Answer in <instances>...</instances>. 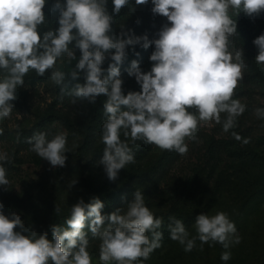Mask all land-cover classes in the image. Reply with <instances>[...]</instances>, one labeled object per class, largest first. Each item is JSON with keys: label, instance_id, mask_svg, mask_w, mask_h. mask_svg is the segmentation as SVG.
Here are the masks:
<instances>
[{"label": "clouds", "instance_id": "obj_1", "mask_svg": "<svg viewBox=\"0 0 264 264\" xmlns=\"http://www.w3.org/2000/svg\"><path fill=\"white\" fill-rule=\"evenodd\" d=\"M47 2L0 0V120L11 117L17 88L24 86L30 70L41 77L51 70L50 79L59 86L60 99L68 96L73 105L80 101L94 105L98 97H106L100 135L104 149L99 163L109 181L115 182L122 169L135 163L129 137L133 143L142 141L183 156L189 151L186 139L198 142L201 123L206 127L213 122L222 124V130L229 132L246 111V105L234 98L247 64L244 50L237 49L235 55L229 50V37L238 28L232 17L241 12L249 17L259 15L264 12V0H151L152 13L169 22L151 41L146 33L136 36L124 26L118 35L111 34L113 15L107 10L108 0H55L51 11L59 13V27L41 32ZM147 3L136 0L137 5ZM112 4L118 15L129 0H112ZM153 44L149 72H144L137 60L126 69L141 91L125 94L121 65L128 57V47L139 56L136 46L146 50ZM253 44L258 49L256 63L264 64V34ZM62 57L69 65L76 62L71 71L56 67ZM106 61H111L107 75ZM69 76L84 82L69 89L65 82ZM221 114H225L223 120ZM254 114L264 120V108H256ZM48 135L37 132L28 138L30 151L53 167H64L69 152L67 133L58 132L51 139ZM232 136L242 139L236 132ZM0 161H8L6 153L0 155ZM9 183L7 170L0 163V186ZM104 207L98 197L89 203L79 199L70 207L65 226H50L49 239L47 231L38 234L31 225L25 227L19 214L5 215L0 203V264H93L89 232L101 241L99 264H137L161 247L163 233L158 230L163 220L146 206L141 191L136 190L126 207L111 214L104 215ZM54 212L59 216L63 209L56 204ZM169 220L170 239L179 242L185 252H191L197 240L201 250L209 242L224 249L240 243L236 225L224 211L197 215L196 235L191 238L182 220ZM230 257L229 251L221 254L223 261Z\"/></svg>", "mask_w": 264, "mask_h": 264}, {"label": "rangeland", "instance_id": "obj_2", "mask_svg": "<svg viewBox=\"0 0 264 264\" xmlns=\"http://www.w3.org/2000/svg\"><path fill=\"white\" fill-rule=\"evenodd\" d=\"M150 2L135 4L123 18L114 21L111 34L118 35L124 26L136 36L146 33L150 41L158 38L157 33L169 23L166 17L154 15L151 21L150 17L142 16L136 20ZM58 17V12L46 16L40 31L57 29ZM232 18L236 20L237 16ZM145 22L150 23L146 25ZM229 41L233 55L237 49L244 50L247 64L234 96L246 105L244 114L237 118L236 127L224 132L222 124L213 122L206 127L201 123L198 142L186 139L189 151L183 156L142 141L133 143L129 137L135 163L122 169L115 182L109 181L104 166L99 163L104 149L100 135L106 119L103 110L106 97H98L94 105L87 101L73 105L68 96L60 99V88L50 79L51 70L43 77L30 70L24 78V86L17 88L11 117L0 120V132L8 131L14 137L13 142L0 138V155L6 153L8 156L7 162L0 163L6 168L10 181L8 185L0 186L4 214L10 218L13 213L19 214L25 227L31 225L38 234L50 224L47 232L51 239L50 226H65L70 207L79 199L88 198L86 182L92 186L91 198L98 197L104 203V215L126 207L139 190L145 197L146 206L157 218H162L163 224L158 231L165 235L161 247L137 264H264V120L254 114L256 108H264V64L256 63L257 47L243 43L237 33L230 36ZM154 49V44L146 50L136 46L137 56L129 46L127 52L132 54V61L139 62L144 72H149ZM76 55L79 59L78 50ZM75 63L69 65L66 57H62L56 67L69 72ZM130 66L121 70L125 94L141 91L135 78L127 74L126 69ZM81 80L73 81L69 76L65 82L71 89ZM190 111L195 112V109ZM224 115L221 114L222 120ZM31 132H47L49 139L58 132H66L69 149L66 165L53 167L31 152L26 138ZM232 132L242 139L237 141ZM121 139H125L123 132ZM245 139L249 140L247 144L243 142ZM56 204L63 209L59 216L54 212ZM217 211L228 213L235 223L239 244L224 249L219 243L212 245L209 242L201 250L197 240L196 247L185 252L179 242L170 239L169 217L182 220L191 238L196 235V216L201 213L214 215ZM88 239L93 264H99L101 241L93 238L90 232ZM224 251L231 253L228 261L221 260Z\"/></svg>", "mask_w": 264, "mask_h": 264}, {"label": "trees", "instance_id": "obj_3", "mask_svg": "<svg viewBox=\"0 0 264 264\" xmlns=\"http://www.w3.org/2000/svg\"><path fill=\"white\" fill-rule=\"evenodd\" d=\"M54 2L55 1H48L47 2L46 7L44 9L46 16H49L50 14L53 13V11H51V9H52V5ZM62 3H66V1L62 2ZM135 4H136V0H129V4L126 7L122 8L121 12L118 15H116L113 11L112 0H110L107 3V10H108L110 15H113V22H114V21H117V20H120L121 18H123L124 15L127 12H129ZM152 7H153V4L150 2L148 4V6L144 9V11L142 12L141 16L136 17V20H139L142 16H145V17H150V20L153 21L154 14L151 11ZM236 21H237V25H238L237 35L240 38V40L248 46H255L253 44L254 39H256L258 36L264 34V13H260L259 15L255 16V17H249L246 14H244L243 12H241L237 16ZM145 23H146V25H149L150 22H145ZM160 27H162L161 24H160ZM150 28L151 27H149V29ZM131 62H132V54L128 53L127 59L125 60L123 65H121V70L128 67L131 64ZM109 63H111V61H106V63L103 65L104 69L108 68ZM83 82L84 81L82 79L81 83H83ZM33 135H34V133L31 132L30 134L27 135L26 138L28 139ZM0 138L2 140L7 141V142H13L14 141V137L8 131L2 132V134H0ZM85 185L88 188V198L84 201H85V203H89L92 199L91 198L92 197V193H91L92 192V186L89 182H86ZM49 225L44 230V232L48 231ZM41 234H43V232ZM164 235L165 234H163V236Z\"/></svg>", "mask_w": 264, "mask_h": 264}]
</instances>
